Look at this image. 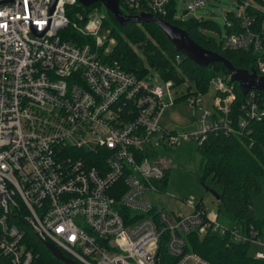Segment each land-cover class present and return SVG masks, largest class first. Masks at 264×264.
Wrapping results in <instances>:
<instances>
[{
  "label": "built area",
  "instance_id": "obj_1",
  "mask_svg": "<svg viewBox=\"0 0 264 264\" xmlns=\"http://www.w3.org/2000/svg\"><path fill=\"white\" fill-rule=\"evenodd\" d=\"M117 2L130 14L166 20L173 0ZM204 2H189L187 10ZM102 4L0 0V264H37L29 229L81 264H164L165 255L173 264H212L187 248V235L219 226L224 230L212 234L264 244V227L230 229L220 213L199 205L187 214L159 207L153 195L167 193L166 165L146 149L165 138L175 146L220 132L251 135L253 122L264 120V96L249 90L235 112L230 77H213L214 111L203 109L201 92L189 93L194 126L168 131L160 116L179 100L174 82L158 84V74L139 77L108 59L116 38L112 30L100 36L108 15ZM257 12L264 8L241 0L242 30L222 43L255 52L264 75Z\"/></svg>",
  "mask_w": 264,
  "mask_h": 264
},
{
  "label": "trees",
  "instance_id": "obj_2",
  "mask_svg": "<svg viewBox=\"0 0 264 264\" xmlns=\"http://www.w3.org/2000/svg\"><path fill=\"white\" fill-rule=\"evenodd\" d=\"M264 8V0H253ZM241 0H238L240 3ZM124 13L131 12L122 8ZM176 0L169 7L165 19L188 31L193 39L206 49L217 51L238 68L257 71L256 53L248 49H231L223 46L212 31L219 29V24L213 19L191 18L188 21L175 18ZM105 26H112L111 34L116 38L111 52L107 56L111 61H117L126 71L139 77H147L153 70L165 80H172L174 86L186 81L196 84L199 92H203L213 78L210 69L225 73L230 77L229 71L221 61H215L202 66L179 50L174 42L168 38L165 31L154 22H118L114 14L108 10ZM257 21H264V13L257 12ZM228 34L242 30L236 12L228 14ZM70 34L79 41L85 39L77 31L70 30ZM147 34L155 35L159 40L152 43L145 41ZM143 43L141 56L133 44ZM258 73V71H257ZM151 75V74H149ZM236 92L235 112L245 98L239 82L231 80ZM190 88V87H189ZM264 96L263 90H256ZM189 93L183 94L185 97ZM181 99V98H179ZM253 133L247 135H226L223 132L210 134L204 142L197 145L201 155V177L212 176L219 186L221 194L220 208L233 216L242 227L254 225L260 229L264 227V216L256 214L254 199L261 192V176L264 175V120L252 124ZM168 173L161 183L166 189ZM28 238L34 243V251L39 253L37 264H62L63 261L52 255L46 242L39 240L29 229ZM187 248L200 254L212 264H264V259L248 254L247 242L230 240L227 236L193 232L187 235ZM67 255L66 252H64ZM164 264H173L174 259L168 255L164 257Z\"/></svg>",
  "mask_w": 264,
  "mask_h": 264
},
{
  "label": "rangeland",
  "instance_id": "obj_3",
  "mask_svg": "<svg viewBox=\"0 0 264 264\" xmlns=\"http://www.w3.org/2000/svg\"><path fill=\"white\" fill-rule=\"evenodd\" d=\"M194 0H176L175 18L188 21L191 18L213 19L219 24L217 31L211 34L221 41L228 35V14L231 11L236 12L238 8V0H204L205 2L198 6L197 9L187 10V4ZM103 12H107L108 8L101 5ZM112 26H106L100 31V36H109ZM158 38L155 35L147 34L145 41L157 43ZM134 48L145 57L143 53V43L140 45L133 44ZM212 77H226L225 73L215 72L210 69ZM149 74L157 75L153 70ZM148 74V75H149ZM154 80L161 85H165V80L161 76H155ZM190 87V88H189ZM217 85L211 81L208 87L200 93L201 104L204 110L214 111L215 96L217 93ZM198 91L196 84L192 81L183 82L171 88L173 98L179 97L178 101L167 105L164 108L160 122L168 131H176L182 133L192 129L193 107L190 96L185 93ZM201 111H198L199 115ZM147 151L159 160L162 164L167 165L168 182L166 185V194H154V201L160 207L163 205L168 210L176 213L187 214L193 212L196 205H199L208 213H220L221 220L225 226L233 229L241 230V224L225 211L220 208L219 201L212 193V189L219 191V186L212 176L201 177V155L197 150V142L193 140L180 139L173 146L167 138L155 140L152 145H146ZM261 192L254 199V208L258 216H264V175L260 178ZM191 202L192 204H189ZM223 227H215L212 233H220ZM258 253L264 254V244L250 240L248 244V254L256 256Z\"/></svg>",
  "mask_w": 264,
  "mask_h": 264
},
{
  "label": "water",
  "instance_id": "obj_4",
  "mask_svg": "<svg viewBox=\"0 0 264 264\" xmlns=\"http://www.w3.org/2000/svg\"><path fill=\"white\" fill-rule=\"evenodd\" d=\"M55 1L56 0H54V3ZM80 1L85 5H89L98 0ZM100 1L104 3L108 10L114 14L115 18L120 23L132 21L138 23L154 22L158 24L165 31L168 38L174 42L179 50H181L184 54H186L188 57L192 58L202 66H207L208 64L215 61L223 62L229 71L230 79L239 82V86L243 94H247V92L251 89L264 91V75H259L255 70L249 71L247 69H242L234 66L229 59H227L217 51L206 49L199 43H197L193 39L191 34L185 29L150 13L126 14L120 9L117 0ZM211 191L217 199H220L221 194L218 191L213 189ZM46 246L53 256L63 261L65 264H81L65 255V253L57 246L49 242H46Z\"/></svg>",
  "mask_w": 264,
  "mask_h": 264
},
{
  "label": "crops",
  "instance_id": "obj_5",
  "mask_svg": "<svg viewBox=\"0 0 264 264\" xmlns=\"http://www.w3.org/2000/svg\"><path fill=\"white\" fill-rule=\"evenodd\" d=\"M166 165V164H165ZM167 166V165H166Z\"/></svg>",
  "mask_w": 264,
  "mask_h": 264
}]
</instances>
